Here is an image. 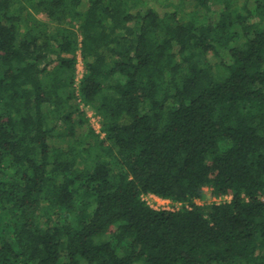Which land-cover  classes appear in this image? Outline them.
I'll return each instance as SVG.
<instances>
[{
	"label": "trees",
	"instance_id": "obj_1",
	"mask_svg": "<svg viewBox=\"0 0 264 264\" xmlns=\"http://www.w3.org/2000/svg\"><path fill=\"white\" fill-rule=\"evenodd\" d=\"M0 264H264V0H0Z\"/></svg>",
	"mask_w": 264,
	"mask_h": 264
},
{
	"label": "built area",
	"instance_id": "obj_2",
	"mask_svg": "<svg viewBox=\"0 0 264 264\" xmlns=\"http://www.w3.org/2000/svg\"><path fill=\"white\" fill-rule=\"evenodd\" d=\"M84 72H85V69L81 73L78 72V75L76 76L77 84L79 83V81L83 77ZM89 116L88 117L90 119L92 127L95 129V131L97 133H101V117L99 115H97L96 112L93 110H91V113L89 114ZM211 195H212V193H211ZM212 199H213V201L219 203V202H223L227 199L230 200L231 196H223L220 198H216L212 195ZM144 200L154 209L174 210V209H178L181 206V203H175L174 204L169 199L161 198L155 194H148V195L144 196ZM197 202L199 203V201H197ZM199 204H201V203H199Z\"/></svg>",
	"mask_w": 264,
	"mask_h": 264
},
{
	"label": "rangeland",
	"instance_id": "obj_3",
	"mask_svg": "<svg viewBox=\"0 0 264 264\" xmlns=\"http://www.w3.org/2000/svg\"><path fill=\"white\" fill-rule=\"evenodd\" d=\"M38 17L42 20L45 19L44 17V14H40L38 15ZM55 30V25H51L50 26V31H54ZM67 57H69L70 55H66ZM76 75H78V72L81 73L82 71H84V62H83V59L81 57V54L79 53L78 54V62H77V65H76ZM79 102V101H78ZM81 103V102H80ZM81 109H83L84 111L86 110L87 111V115L89 116V114L91 113V110L90 108L88 107H85L83 103H81ZM90 117V116H89ZM90 122V121H89ZM91 124V122H90ZM92 125V124H91ZM229 200V199H227ZM213 202V199H212V195H211V190L209 188L206 189V193H205V197L203 200L199 201V203L201 204H206V203H211Z\"/></svg>",
	"mask_w": 264,
	"mask_h": 264
}]
</instances>
